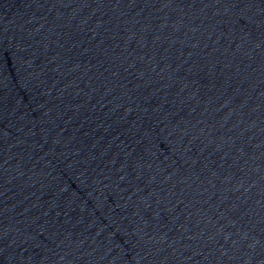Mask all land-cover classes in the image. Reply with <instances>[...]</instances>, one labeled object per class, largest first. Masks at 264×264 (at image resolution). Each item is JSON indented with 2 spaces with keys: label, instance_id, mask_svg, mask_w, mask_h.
I'll list each match as a JSON object with an SVG mask.
<instances>
[{
  "label": "water",
  "instance_id": "1",
  "mask_svg": "<svg viewBox=\"0 0 264 264\" xmlns=\"http://www.w3.org/2000/svg\"><path fill=\"white\" fill-rule=\"evenodd\" d=\"M0 264H264V0H0Z\"/></svg>",
  "mask_w": 264,
  "mask_h": 264
}]
</instances>
